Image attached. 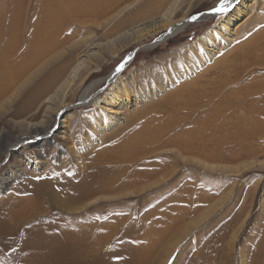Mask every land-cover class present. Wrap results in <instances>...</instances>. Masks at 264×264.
<instances>
[{
    "label": "rangeland",
    "instance_id": "rangeland-1",
    "mask_svg": "<svg viewBox=\"0 0 264 264\" xmlns=\"http://www.w3.org/2000/svg\"><path fill=\"white\" fill-rule=\"evenodd\" d=\"M127 1L123 3H129ZM219 2L220 0H138L116 18H113L116 10H107L105 0H96V4L91 2L90 5L84 4L80 7L82 10L72 5L53 12L52 19L57 18L61 21L55 39L66 40L37 62L39 64L61 54L41 75L45 76L46 72H52L57 65L70 58V54L75 59H88L91 71L94 69L99 71L81 84L76 82L69 86V90L62 89L61 93L64 95L60 93L56 98L53 96L59 84H56V88L52 86V91H47L51 88L45 89L46 84L42 81L40 87L37 84L34 86V82L41 77L38 75L30 91H27L28 87L23 88L21 94L7 108L0 107L3 108L0 115V142L3 143L15 141L13 137L20 131L16 128V122L24 121L23 123L31 125L50 120L47 129H53L55 123L60 121L58 132L51 133L48 138L51 143L45 142L42 148L36 144L37 138L34 135L26 134L19 138V147L11 156L10 152L7 153L5 150L0 153V264L31 263L37 246L58 241L60 236L55 235L57 225L65 224L70 218L78 220L76 222L91 224L110 220L113 226L118 225L112 231L114 237L110 238L107 245L104 243V248L100 250L102 254L108 256L95 254L92 260L76 264H264V0L246 1L244 13L234 19L229 28L219 30L223 34L230 33L229 44L225 49L220 48L216 51L212 58L216 59V65L209 70L210 74L203 75V80L198 84L197 88L202 89L197 91H203V94L199 93L191 98L192 106L195 105L198 110L205 111L204 116L198 113L195 117L199 115L206 117L210 128L213 124H222L225 129L220 132H213L214 128L210 129L204 141L199 142L202 145L207 144L209 159L201 161L198 143L189 144L190 147L181 143V135L188 137L192 133L189 124L193 123L189 120L176 122L175 125L173 123V127L163 125L167 132L171 130L174 132V151H166L163 148L156 155H162L157 157L162 158L160 159L162 161L169 159L165 157L174 156L170 160L174 161L173 174L171 176L160 174L150 181H145L146 184L142 182L141 185L124 191L125 195L89 196L90 198L85 201V207L76 208L80 205L77 203L73 210L64 209L61 212L55 200L53 201L54 198H44L45 195L48 196L49 189L53 191L54 186L57 190L61 183L54 180L52 186L48 185L49 189L48 186L43 187L36 183L42 180V175L52 177L53 172L61 177H64L66 172L77 173L76 164L80 161L79 158L83 165L93 169L92 173L94 172L96 177L102 175L105 171L102 165L108 160H95L98 156H94L93 148L95 146L99 148L101 144L92 139V134L97 133V130L95 124L91 123L92 117L99 118L102 110L92 102L81 104L79 98L85 88L95 81L102 80L97 89L96 86L93 88L94 93L90 96L103 98L104 91L112 84L111 81L103 79L130 56L122 77L130 84L128 90L131 91L133 99L148 93L147 88L156 90L162 85L160 84L162 81L159 82V79L155 78L158 75L156 73L161 72L162 68L171 70L169 65L172 63L176 65L174 63L179 60L178 56H181L185 63L195 61L192 59L196 58L199 49H209L208 45L197 44L196 38L212 26L219 27V18L228 13L208 14ZM173 3L176 7L171 17L173 21L191 19L183 31L159 42L157 40L167 33L171 26L160 28L157 32L140 39L130 35L137 27L142 28V24L163 16ZM149 4H153L154 6H150L153 8L116 27L137 10L148 8ZM39 8H42V0L41 2L0 0V21L4 28H8V24H14L17 17L23 21L22 27L15 29L16 34L22 36L20 47L25 46L33 37V33L26 27L42 17ZM70 46L73 48H69ZM210 64H213L212 60L207 63ZM35 67L36 65L25 75L31 73ZM145 70L149 71L151 80H148ZM155 80L159 83H154ZM173 87L174 84L171 87L164 86L165 89L159 88L160 92L156 93L154 90L151 97L145 99L144 95L143 100L134 104L133 111V108L125 110L129 115L138 109V121L128 122L129 126L127 118L120 121V125L106 131L103 135L109 136V141L104 146L119 139L121 134H129L133 129L144 126L147 124V118L153 115H165L174 121L178 116L176 121L183 120L186 112L185 101L181 102L177 114V111H174V104L171 106L168 101L169 95H166ZM38 95L41 96L38 98ZM24 98L27 101L21 103ZM101 106L104 110L109 108V105L103 103ZM181 109L183 110L179 114ZM17 110L19 114L15 115L14 112ZM122 125L126 128L123 129ZM134 126L136 127L132 129ZM210 136L211 139H218L219 136L224 138L223 141L218 139L219 142L222 141L221 144L213 146L210 143L213 142ZM113 137L115 140H112ZM138 148L143 150L139 155L140 164L123 160L113 163L116 169L127 167L131 175L156 168L154 163L153 167L148 168L151 162L148 160L154 159L151 157L154 154L149 152L151 150L149 145H139ZM109 151L110 148H107L106 152ZM86 152L88 153L84 154ZM79 153L81 157L78 156ZM220 155H224L226 159ZM112 158L121 159L116 155ZM93 161L103 164L91 165ZM170 186L174 188L171 193ZM34 189L40 190L38 195L34 196L36 202L31 204L32 209L36 210L22 209L21 203L19 204L21 198L33 196ZM162 189H166L165 193L158 195V191ZM172 194L174 195L171 196ZM96 229L100 227L97 226ZM143 232L147 233L148 240L151 239L152 242L157 240L155 242L158 243L157 251L164 247V254L160 253L155 260L152 259L156 255L150 254L142 260L134 259L144 252L143 243L146 244V241L141 242L144 239ZM137 245L140 246L139 249ZM61 250L58 252L64 251L62 248ZM59 256L62 262H68L69 256L66 252ZM72 258L76 259L73 255Z\"/></svg>",
    "mask_w": 264,
    "mask_h": 264
},
{
    "label": "bare ground",
    "instance_id": "bare-ground-1",
    "mask_svg": "<svg viewBox=\"0 0 264 264\" xmlns=\"http://www.w3.org/2000/svg\"><path fill=\"white\" fill-rule=\"evenodd\" d=\"M125 1L126 0H105L107 10L109 11L116 10L113 18L114 17L116 18V16H120L125 10H127L131 6V4L138 2V0H132L131 2L128 0L127 2L129 3L124 4L123 2ZM246 1L248 0H228L226 4V7L228 9L226 12L228 13L225 16H221L219 18L218 20L220 22L218 23L220 24L219 27L218 25L212 26L211 29L207 30V32H205L204 34L196 38L197 44L201 43V44L208 45L209 49L207 48H204L203 50L199 49L198 50L199 53H197L196 58L192 59V60L195 59V61H189L185 63L183 62V59L180 58L181 56H178L179 58L178 57L177 58L179 60L177 61L179 64H177V61H176V63H174L176 65H172L173 63L169 65L171 70H169V68L168 69L162 68V71L159 72L161 74L156 73L158 75L155 78H157V80L159 79V82L162 81V83H160L162 85L160 87L158 86L156 90L155 88H152L153 90L148 89V88L146 89V92L148 93L144 94L146 95L145 99L149 98V96L151 97V93L154 94V90H155V93L160 92L159 88H164V86L171 87V85L174 84L173 89L170 90L166 94V95H169L168 101L171 104V106H173L174 104V111H177L178 109H180L181 102L185 101L186 104H185L184 110H186V112L185 111L183 112H185L184 113L185 118L187 117L189 118L188 120L183 118V120L181 121L179 120L176 121V119H178V116H176V119L174 121L171 118H167L165 115L164 116L153 115L152 117L147 118V124L145 123L146 125L144 124V126L137 127V128H135L136 126H134L132 127V129L133 128L135 129H133L129 134H126V135L121 134L119 139L108 143V146H104L109 141V136L103 135L106 131L111 130L114 126L120 125V121H123L127 118H128L127 125L129 124L128 122L130 121L132 123L138 121L137 120L138 115H139L137 113L138 109L134 111V113L130 112L129 115H127L128 112L127 113L125 112V110L133 108L134 104H136L139 100L140 101L143 100L144 98L143 97L144 95L143 96L141 95L140 97L136 98L137 100L133 99V96L131 95V91L128 90L130 84L126 82L127 79L125 80L122 77V73L125 69V66H127L128 62L130 61V56L124 59V61L117 68H115L110 74H108L103 79V80L112 82V84L109 85V88L106 91H104L103 98H100V97L97 98L94 95H93L94 97L90 96L91 94L94 93V90L97 89V86L102 80L95 81L89 86H87L85 90L83 91V94H81L82 95L81 98L79 99H80L81 104L92 102L98 109L102 110L101 115L99 116L100 119L92 117L91 123L95 124L96 130H97V133L95 132V134H92V139L93 141H99V143L101 144L99 148H96L98 146H95L93 148L94 156L95 155L98 156L95 160H99V159L101 161L104 159L108 160L106 164L102 165V168L105 171L102 175H97L98 177H96L93 174L94 172L92 173L93 169L89 166L83 165L82 164L83 161L81 160V158L78 157L80 161L79 162L77 161V164H76L77 169H78L77 173L74 174V172H66V175L64 177H61L56 172H53L52 173L53 178L52 177L49 178L47 177V175H42V180L36 183L43 185V187L48 186V185L52 186L53 185L52 182L54 180H58L61 183L59 184V188L57 190H55V187L53 186L52 187L54 189V190L52 189L53 191H51V189H49V186H48L47 189H49L50 192H47L48 196L45 195V197L44 196L43 197L44 198L52 197V199L54 198L53 201L55 200L54 202L56 203L57 208L62 210L61 212H63L64 209L71 211L74 209V206L77 203H79L80 205L79 206L76 205L77 206L76 208L85 207L86 205L85 201L88 198H90L89 196L96 197L98 195L103 196L104 194L115 195V196L119 194L125 195L124 191L130 189L131 187L135 188L137 185H141L140 183L142 182L145 183V181L147 180L150 181V179H153L160 174H164L165 176H171L174 172V161L170 162V160L174 156L165 157L169 159H165V161H162L160 160L162 158H157L162 155H156V154H159L163 150V148H165L166 151H170V152L174 151V138H173L174 132L172 130L167 132L166 128L163 125H168V127H173V123L175 125L176 122L177 123L187 122L191 120L193 123V124H189V130L192 132L191 135L186 137L185 135L180 134L182 136L181 143L186 147H190L188 146L189 144H197V143L199 144V142L202 143L204 141V137L206 136V134L208 133V130L210 129L214 128L213 132L225 131L223 126H221L222 124L221 125L213 124V126L210 128L208 127L209 121H207L206 117H202L200 115L198 117H195L196 115H198V113L204 116L205 111L198 110L197 108H195V105L192 106L191 98H194L196 94H199V93L203 94V91L201 92L197 91V90L202 89L201 87L197 88L198 84L200 83L201 80H203L202 78L203 75L210 74L209 70L212 69L216 65L217 63V61H215L216 59H212L214 58V54L216 53V51L219 50L220 48L225 49L227 45L229 44L228 37L230 36V33L223 34L219 32V30L222 31V30L227 29V27L230 26V24L234 21V19L236 20L239 16H241L244 13L243 8L245 7L244 5ZM89 2L96 4V0H75V1L73 0H42V8L41 9L39 8L42 17L38 18L36 21L34 20V23H32L33 21L32 22L30 21L31 24L30 26H27L26 29L29 32L33 33L32 35L33 37L30 38L28 42L26 43V45L22 47H20L22 36L17 35L15 31V29H20V27H22L23 25V21H20L21 18L17 17L16 21H14V24H11V25L8 24V28H4L2 22L0 21V107L4 106L7 108L12 102H14V100H16L17 96L21 94V91L23 90V88L28 87L27 91H30L34 83H35L34 86L37 84L40 87L42 85L40 81H42L43 83L46 84L45 89L51 88L50 90H47V91H52V86L55 87L56 84H59L58 90L56 94L53 96V98H56V96H60L62 89H66L69 86L74 85L76 82L77 84L78 83L81 84L86 79L92 77L94 74H97L99 70L94 69L91 71L90 69L91 64L88 59H80V58L75 59V57L72 54H70L69 55L70 58L62 62V64L57 65L52 72L50 71L46 72L45 76L47 77L41 74L45 71V69L50 64L54 62L55 59L59 58L61 54L60 55L57 54L56 56H52L50 58L48 57L49 59L44 60L43 62H40L39 64H37V62L41 60L42 56L58 48V46H60L66 40L65 38L55 39V34L58 32L57 30H59L60 28L61 21H59L60 19H57V18L52 19L54 17L53 12H56V10L58 9L62 10L64 7L68 8L72 5H74L76 8H80L81 6H83L84 4L86 5ZM175 3H173L166 10L163 16H160L157 19H152L151 21L149 20L150 22L148 23L146 22L147 24L145 23L144 25L142 24L141 26L142 28L139 27L140 29H138L137 27V29L131 32L130 35L135 36V39H140L155 31L157 32V30L160 28H163V27L167 28L171 26L169 31L163 34L157 40L159 42L161 40H165L183 31V29L187 26V24L189 23V21H191V19L189 18H187L186 20L183 19V21L181 22H179L180 20L173 21L171 17H172V14L176 10ZM152 5L153 4H149L147 6L148 8H146L145 10L144 8L137 10L128 19L122 20L121 23H119L116 27L121 26L123 22H126V23L130 22L135 17H137V15L138 16L143 15L142 13L153 8V7H150ZM217 6L218 4L214 8H216ZM79 10H82V8H80ZM208 14L216 15L220 13H217L213 11L212 9L210 12H208ZM34 18L36 19V17ZM78 22H82V21H78ZM69 48H73V46H70ZM210 60L213 61V64L207 65V63ZM34 65H36V67L32 70V72L25 75V73L29 71ZM202 67L204 68L201 71H199V69ZM67 68H68V71H67ZM96 68H98L97 65H96ZM118 68H119V71L117 70ZM146 73H147L146 76L148 80L149 79L151 80L152 77L148 74L149 71H146ZM192 73L194 75L190 76V74ZM156 74L154 73V75ZM38 75H41L40 79L34 82L35 78ZM62 77H64V79H62ZM157 80H155L154 83H159ZM69 89L70 88H68V90ZM230 91L228 92L231 93ZM163 93L165 94V92ZM61 95H64V94L61 93ZM185 95L187 96L184 97ZM40 96L41 95H38V98ZM160 98L163 99L164 97H160ZM24 100L26 99L25 98L22 99L21 103L24 102ZM147 102H150V101H147ZM102 103L105 105H109V108L104 110L101 106ZM154 103L155 102H151V104H154ZM2 109L3 108L0 109V115L2 114ZM212 109L216 110L215 107H212ZM231 109L233 111V107ZM133 110L134 108L132 109V111ZM167 110H171V109H167ZM182 110L183 109L179 110V114H180V111ZM14 114L18 115L19 111L18 110L15 111ZM177 114H178V111H177ZM23 122L24 121L16 122V126H17L16 128L20 131L18 132L17 135L13 137L15 140L13 143L11 141H7L5 143L0 142V153L2 150H5L7 153L10 152L9 156H11L13 151L19 147L18 146L19 141H20L19 138L26 134L27 135L30 134L32 136L34 135L37 138L36 144L39 145V148H42V144H44L45 142L51 143V141H49L48 138L51 136V133L58 132V126H59L58 123L60 121L57 124L55 123L53 129H47L50 123V120L40 121L39 123H34L31 125H27L26 123H23ZM125 125H126V122H125ZM125 125H122L123 129L128 127L126 125V127L124 128ZM23 130H25L26 132L25 131L23 132ZM222 138L224 137L223 136L218 137V139H221V140ZM218 139H213V138L211 139V136H210V140L213 141L210 143L213 146H218V144L219 143L221 144L223 141V140L222 141L220 140L219 142ZM112 140H115L114 137ZM201 143L199 144L200 151L198 153L201 157V161L205 162V159H209L210 156L207 153V150H208L207 144L205 143V145H202ZM143 144L149 145V148L151 149L149 152H152L154 154L151 156L154 159L148 160V162L151 161L148 165L149 166L148 168L153 167L152 163H154V165L157 166L156 168L154 167L153 169L146 170L143 173L136 172L131 175H129L128 173L129 168L127 167L122 168V169H116L117 167L113 163H119V162H122L123 160L124 161H127V160L135 161V163L140 164L139 155L142 154L143 150L138 148V146L143 145ZM107 148H110V151L108 153L106 152ZM191 148H194V146H191ZM78 149H76L77 152H80V150ZM87 153L88 152L84 154H87ZM79 154L80 155L78 156L81 157L82 156L81 153ZM202 154H204L205 156H203ZM110 155L111 157H109ZM114 155H116L118 158H121V159L112 158V156ZM220 156L221 158L226 159L224 155H220ZM109 162L110 164H108ZM96 163L103 164V162L94 163V161L93 163H90V164L95 165ZM145 164H148V163H145ZM89 173H92V174L90 175ZM55 183L56 182H54V184ZM149 183L150 182H148V184ZM170 187H171L170 189V193H171L172 191H174V188L172 186ZM138 188L139 187H137V189ZM37 190L34 189V191L32 192L33 196H27V197L21 198V201L19 202V204L21 203L22 209L23 208L27 210L32 209L31 204L33 202H36V199L34 196H37L38 195L37 193H39L40 191L38 190L37 192ZM165 190L166 189L164 190L162 189L161 191L159 190L158 195L163 192L165 193ZM100 194H103V195H100ZM173 195L174 194H172L171 196ZM43 201H46V200H43ZM32 210L35 211L36 209H32ZM71 217L74 218L75 216H71ZM70 219H68L65 222V224L60 223L57 225L56 232H55L57 234L55 235L56 237L60 236V239H58V241L52 242L50 244L41 243L37 246L36 251H35V256L31 259L32 261L31 263L28 262L29 264H50L51 262H55L56 264H76V263H81L82 261H86L89 259L92 260L93 259L92 256H94L95 254H101L103 256L107 255L104 253L102 254L100 250L101 248H104L105 246L104 243H106L107 245L110 242V238L112 236L114 237V235L112 234L113 233L112 231L115 230L118 225L113 226L112 223H110L111 222L110 220H108L107 222L105 220L101 221V223L98 222L100 224H96L97 222H94L93 224H91V223H80V222H76L78 220L75 221V220H70ZM117 221H119V219H117ZM97 226H99L100 229H96ZM159 237L161 238L160 234H159ZM143 238L144 239L141 242H144V240L146 241V244L143 243V245L145 246L144 252L143 253L139 252L140 254L139 255L137 254L138 256L137 257L135 256L136 258L134 257V259L142 260L146 257H149L148 254H150L151 256L156 255L152 259V260H155L156 257L160 253L164 254L163 252L164 247H162L159 251L156 250L157 248L156 244L158 243H155V242L157 240L155 242L150 241L151 239L148 240L147 233H144ZM158 240L160 239L158 238ZM138 247L140 246L137 245V248ZM61 248L64 250L63 252H66L67 256H69V260L67 263L62 262L59 256V255L62 256V253H63V252L62 253L58 252L59 250L62 251ZM56 249H58V251ZM72 255L76 257L75 260H73ZM36 256H42V257L37 258Z\"/></svg>",
    "mask_w": 264,
    "mask_h": 264
},
{
    "label": "snow or ice",
    "instance_id": "snow-or-ice-1",
    "mask_svg": "<svg viewBox=\"0 0 264 264\" xmlns=\"http://www.w3.org/2000/svg\"><path fill=\"white\" fill-rule=\"evenodd\" d=\"M227 2H228V0H220L218 6L216 8H214L213 11H215L217 13L226 12L228 10L226 7ZM117 70L119 71V68Z\"/></svg>",
    "mask_w": 264,
    "mask_h": 264
}]
</instances>
